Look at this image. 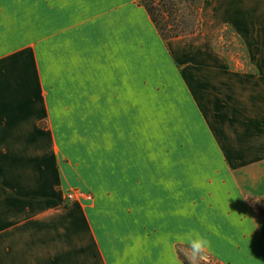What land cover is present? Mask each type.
<instances>
[{
	"label": "rangeland",
	"instance_id": "374dc122",
	"mask_svg": "<svg viewBox=\"0 0 264 264\" xmlns=\"http://www.w3.org/2000/svg\"><path fill=\"white\" fill-rule=\"evenodd\" d=\"M131 1L126 20L152 37ZM202 9L200 40H84L68 71L65 57L27 55L25 88L9 90L25 98V161L0 196V264H184L179 251L227 264L202 232L205 210L235 196L234 176L261 190L264 73L261 40L224 21L261 0ZM252 205L264 217V201Z\"/></svg>",
	"mask_w": 264,
	"mask_h": 264
},
{
	"label": "crops",
	"instance_id": "0c3cea01",
	"mask_svg": "<svg viewBox=\"0 0 264 264\" xmlns=\"http://www.w3.org/2000/svg\"><path fill=\"white\" fill-rule=\"evenodd\" d=\"M133 6L131 0H0V138L15 133L18 137L13 145H5L0 139V196L9 194L3 186L8 184L9 170H20L25 161V148L19 145L25 98L19 92L13 96L9 90L25 88L27 55L65 57L68 71L74 56L84 48V40H163L140 4L152 27V37H147L144 27L126 20L129 13L135 12ZM241 12L224 22L232 23L243 40H261L264 73V0L259 12ZM197 35L172 40H200ZM11 71H21L22 81H5L2 74ZM10 120L18 122L17 131L9 132ZM233 179L235 196L208 197L204 209L208 219L202 232L209 229V247L219 260L227 264H264V217L252 205L264 201V155L261 153V190H253L250 182L244 183L239 177Z\"/></svg>",
	"mask_w": 264,
	"mask_h": 264
},
{
	"label": "trees",
	"instance_id": "16d2710c",
	"mask_svg": "<svg viewBox=\"0 0 264 264\" xmlns=\"http://www.w3.org/2000/svg\"><path fill=\"white\" fill-rule=\"evenodd\" d=\"M164 41L197 34L202 30L204 0H139ZM264 214V212L262 211ZM184 264H189L178 252Z\"/></svg>",
	"mask_w": 264,
	"mask_h": 264
},
{
	"label": "built area",
	"instance_id": "2783aa9c",
	"mask_svg": "<svg viewBox=\"0 0 264 264\" xmlns=\"http://www.w3.org/2000/svg\"><path fill=\"white\" fill-rule=\"evenodd\" d=\"M78 195L76 194H69L68 197L69 199H76ZM90 199V197H88Z\"/></svg>",
	"mask_w": 264,
	"mask_h": 264
}]
</instances>
